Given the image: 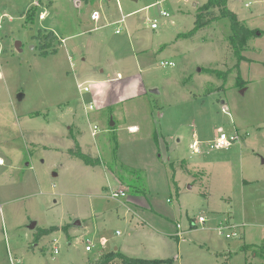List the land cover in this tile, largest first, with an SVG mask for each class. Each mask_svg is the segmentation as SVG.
I'll list each match as a JSON object with an SVG mask.
<instances>
[{
    "label": "rangeland",
    "instance_id": "obj_1",
    "mask_svg": "<svg viewBox=\"0 0 264 264\" xmlns=\"http://www.w3.org/2000/svg\"><path fill=\"white\" fill-rule=\"evenodd\" d=\"M206 1L0 0V264H84L114 247L154 264H264V0H227L257 31L238 66L228 19L189 35ZM38 30L57 35L54 53ZM216 132L239 141L211 148Z\"/></svg>",
    "mask_w": 264,
    "mask_h": 264
},
{
    "label": "trees",
    "instance_id": "obj_2",
    "mask_svg": "<svg viewBox=\"0 0 264 264\" xmlns=\"http://www.w3.org/2000/svg\"><path fill=\"white\" fill-rule=\"evenodd\" d=\"M226 3L227 0H207L205 3L197 7L194 26L189 32V35H193L197 30L210 25L216 20L221 18L228 19L231 30V35L229 37L230 45L234 55L237 57V63L235 66H238L239 61L243 58V56L240 54L241 51L245 48L248 40L257 36V31L244 26L238 19L236 13L228 9ZM215 9L217 13L215 12ZM35 14L36 8L33 7L30 9V11H27L26 18H28L30 21H33ZM32 38L38 41V48L41 50L40 53L42 55L54 53L56 51V49L50 51L52 43L58 39L57 35L53 31L50 30L48 32H44L38 30L37 34H35ZM68 152L70 155L80 158L87 165L93 166L98 163L97 159L83 153L79 146H77L75 149L70 148ZM56 229L57 227L55 226H52L48 229H40L36 236L37 238H40L42 235H46ZM159 262L164 261L160 259L148 260L129 257L119 250H109L101 252L95 260L88 261L84 264H154Z\"/></svg>",
    "mask_w": 264,
    "mask_h": 264
},
{
    "label": "built area",
    "instance_id": "obj_3",
    "mask_svg": "<svg viewBox=\"0 0 264 264\" xmlns=\"http://www.w3.org/2000/svg\"><path fill=\"white\" fill-rule=\"evenodd\" d=\"M108 1H111V0H108ZM117 1V0H116ZM162 0H155L154 4H159L161 3ZM100 9H103L101 6H100ZM100 11L99 10H92L89 14V18L91 21H94V22H98L99 19H100ZM160 15L161 16H164V17H167L168 16V13L165 12L164 10H161L160 11ZM124 23V17L122 16L120 19H118L115 23L113 24H117V27L115 29V33L118 34L122 31V24ZM150 27L151 28H155L156 27V21L153 20L151 23H150ZM63 41V40H62ZM161 65L162 66H174V63L172 61H162L161 62ZM77 88L79 89L80 92H89V87L86 85V82H79L77 83ZM84 109L86 111H91L93 109V106L92 104H88V105H85L84 106ZM97 126H93V130H92V135H95V130H96ZM239 141V135L236 133L234 134H230V135H226L225 133H215V136L213 138V140L211 141L210 143V147L211 148H222V147H228L230 146L231 144L235 143V142H238ZM190 147L192 148V152L194 153H199L200 152V146H199V141L197 140H193ZM124 195V191L123 190H120V191H112L109 195L110 198H117L119 196H123ZM198 222L199 223H203L204 222V219L202 217H199L198 219ZM227 223V220L223 221L220 223V226L218 228V231L219 233L223 234L226 238H231V237H234L236 236V233L235 232H226L225 230L228 229V224ZM177 228H180L179 225H177ZM184 234V231L183 232H179L178 235H183ZM92 248V244H89V245H86L85 246V250L86 251H89L91 250ZM57 249L55 248L54 249V252H56Z\"/></svg>",
    "mask_w": 264,
    "mask_h": 264
},
{
    "label": "water",
    "instance_id": "obj_4",
    "mask_svg": "<svg viewBox=\"0 0 264 264\" xmlns=\"http://www.w3.org/2000/svg\"><path fill=\"white\" fill-rule=\"evenodd\" d=\"M152 93H156L157 91L156 90H151ZM264 162V161H263ZM75 224L78 225L79 222L78 221H75ZM36 226V223L34 221H32L29 225H28V228L33 230Z\"/></svg>",
    "mask_w": 264,
    "mask_h": 264
},
{
    "label": "crops",
    "instance_id": "obj_5",
    "mask_svg": "<svg viewBox=\"0 0 264 264\" xmlns=\"http://www.w3.org/2000/svg\"><path fill=\"white\" fill-rule=\"evenodd\" d=\"M76 3H78V2L76 1ZM96 23H98V22H96ZM123 24H124V23H123ZM97 27H99V26H97ZM97 27H95V28H97ZM115 29H116V28H115ZM114 31H115V30H114ZM132 127H135V126H129L128 128L131 129ZM135 128H136V127H135ZM99 243H100L101 248H103V247H104L103 242L100 241ZM111 250H118V248L114 247V248L111 249ZM107 251H109V250H107ZM101 252H103V251H101ZM101 252H100V253H101ZM104 252H105V251H104Z\"/></svg>",
    "mask_w": 264,
    "mask_h": 264
},
{
    "label": "bare ground",
    "instance_id": "obj_6",
    "mask_svg": "<svg viewBox=\"0 0 264 264\" xmlns=\"http://www.w3.org/2000/svg\"><path fill=\"white\" fill-rule=\"evenodd\" d=\"M130 130H131V131H135V127H132ZM0 163H1V161H0Z\"/></svg>",
    "mask_w": 264,
    "mask_h": 264
}]
</instances>
